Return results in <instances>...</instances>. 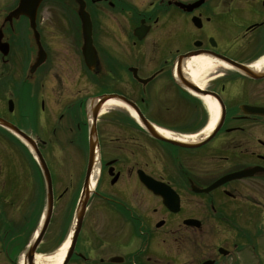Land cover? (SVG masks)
I'll use <instances>...</instances> for the list:
<instances>
[{"label":"flooded vegetation","instance_id":"obj_1","mask_svg":"<svg viewBox=\"0 0 264 264\" xmlns=\"http://www.w3.org/2000/svg\"><path fill=\"white\" fill-rule=\"evenodd\" d=\"M55 1L61 15L73 3L74 39L53 46L43 41L46 61L33 73L36 47L18 39L15 21L0 18L6 44L5 54L0 51V118L35 140L53 197L48 201L46 178L30 152L0 128V264L57 259L69 230L63 197L84 180L90 100L103 94L131 99L126 80L136 83L129 69L175 85L172 72L180 57L181 70L199 57L224 65L206 80L205 91L223 110L217 130L200 146L181 148L151 138L124 111L99 113V177L80 233L60 264H253L263 257L264 0H84L93 30H122L118 57L94 45L92 30L99 60L93 71L81 57L77 5ZM17 3L12 0L8 12ZM139 27L148 29L141 41L134 36ZM131 100L143 113L144 99ZM67 154L76 170L65 188ZM240 172L249 176L203 192ZM143 176L164 184L177 208L168 209L142 184Z\"/></svg>","mask_w":264,"mask_h":264},{"label":"rangeland","instance_id":"obj_2","mask_svg":"<svg viewBox=\"0 0 264 264\" xmlns=\"http://www.w3.org/2000/svg\"><path fill=\"white\" fill-rule=\"evenodd\" d=\"M11 1L12 0H0V17H2L6 13L4 11L7 10H4V8L6 9V7L11 4ZM56 10L57 9L55 8L54 3L52 2L50 4L45 3L38 11L36 20L37 30L39 34L42 35L43 41L45 43H48L50 40L60 41L64 40V38L69 37V33L66 31L65 27L55 26V24L58 22V11ZM68 16H66L65 18L68 19ZM15 27H18L16 33L17 36L19 34L18 39L20 41L27 42V40H30L31 34L29 33V29L25 26L24 21H20V23H18ZM121 32V27H97L95 29V46L99 45L100 48H104L111 56L118 57L120 55L119 51L121 45ZM149 74L150 73H145L143 76H148ZM207 78L208 76L206 77V80ZM168 79L169 78L164 80H157L150 83L145 88H143L144 92L142 96H134V92L137 93L141 87L138 85H133L132 83H129V81L126 80L128 96L131 97V99L136 97L138 102L139 99H141L142 97L145 102L143 112L145 117L150 122L152 121V123H154L155 125L157 124L156 126L160 125V128L166 129L171 133L180 134V130L183 127H188L192 124H195L197 121L199 123L201 118L206 123L208 119L202 103L197 98L194 97L193 99V97H191L190 95L185 94V92L181 94V92L178 91L177 87L173 85L171 81H169L170 79ZM207 87L208 83L206 81L205 88L200 91L204 92ZM0 115L4 116L3 113H0ZM198 133L199 132H194L188 135H194ZM82 164H85V161L83 159ZM74 170H76V168H74V159L71 157V155H62V173L63 178L67 183L73 181ZM65 186L66 184L63 183V187ZM71 193L66 192L63 197L64 213L67 214L66 218L64 216V225L66 226V229H69L72 224V221H70L69 219V216H71L73 209V200L71 203ZM71 217L73 220V216ZM211 241L213 242V239ZM259 247L264 249V240L260 242ZM257 260L264 262V256L258 257L253 262V264H255Z\"/></svg>","mask_w":264,"mask_h":264},{"label":"bare ground","instance_id":"obj_3","mask_svg":"<svg viewBox=\"0 0 264 264\" xmlns=\"http://www.w3.org/2000/svg\"><path fill=\"white\" fill-rule=\"evenodd\" d=\"M31 26V24H30ZM224 65L220 62L211 60L208 57H199V58H195L193 60L187 61L183 67L182 73H183V78L184 80H190V82L198 87L200 90H203L206 86V77L208 75H214V71L223 68ZM177 71V65L175 64L174 68H173V72L172 75H174V78L177 80L175 72ZM148 78H143L141 79L142 83H144L145 81H147ZM178 91L181 92V90L179 88H177ZM182 94V92H181ZM185 94L188 95L187 92H185ZM184 94V95H185ZM191 97L197 98L203 105L204 110L207 114V119L208 121H206V123L203 120V124H201V126L194 128L196 125L192 124L188 127H186V130H191L193 131H200L198 134H194V135H182V134H175V133H171L165 129L162 128H157V131L160 135H162L164 138L166 139H170V140H177V141H185V142H189V141H196L198 139V137L200 136H205L209 133H211L217 123V117H218V107L217 104L210 99L208 96H203V95H195L194 93L189 94ZM108 99H106L105 104L102 106V109L100 110V113L103 114L105 111L110 110V109H114V108H118V109H123L125 111H127V113H130L126 108V106H124V104H122L119 100H117L116 98H112L110 96H107ZM131 112L136 115V112H133V110H131ZM131 115V113H130ZM134 115H131V118L135 119ZM187 134H190L189 132ZM208 138H211V135L208 136ZM42 171L45 174H49V170L48 168H41ZM235 175V174H233ZM95 177V174H94ZM246 177V176H244ZM94 179L92 178L91 180V185H93ZM212 190H214V188H212ZM209 193V192H208ZM218 243V240H217ZM68 245H69V241L65 240L62 243L61 249L59 251V255L57 256V259L54 260L52 262V264H60L65 256V253L68 249Z\"/></svg>","mask_w":264,"mask_h":264},{"label":"water","instance_id":"obj_4","mask_svg":"<svg viewBox=\"0 0 264 264\" xmlns=\"http://www.w3.org/2000/svg\"><path fill=\"white\" fill-rule=\"evenodd\" d=\"M42 0H20L19 6L17 7V9L12 12L7 20L11 21L13 18H18L20 15L26 16L30 19V23H31V27L33 29H35V12H36V8L39 5V2H41ZM79 3V16L81 19V23H82V30H83V34H84V41H85V46H84V57H85V63L88 67H92L96 65V56L94 53V50L92 49L91 46V39H90V22H89V18L87 16V14L84 12V4L82 3V0H76ZM31 13H30V12ZM35 39H37V35H35ZM38 42V41H37ZM43 60V57L41 54H39L38 60H37V65L38 66ZM177 79L179 81V85L182 86L185 89H189L192 90L194 92H198V89L196 87H194V85H192L190 82L184 80V78L182 77V75H180L179 71L177 73ZM143 84H146V82H144ZM203 95H207L206 93L200 92ZM210 97L212 99L213 96L210 95ZM113 98V97H112ZM106 99H108L107 97H102L101 100L98 103H102L105 102ZM123 104L128 105L132 110H134V112H136L137 118L139 119V121L146 127L148 133L155 139H158L160 141H168L164 138H162L152 127H150V125H148V123L145 121V119L141 116V114L137 111V109L132 105V103L124 100V99H119ZM95 109L94 108V112H93V119L95 117ZM0 124L4 127H7L9 129H11L14 133L18 134L20 137H22L24 140H26L28 143H30V141L28 139H26L23 135L19 134L16 130H14L12 127H10L9 125H7L6 123L0 121ZM170 142V141H168ZM183 147H188V145L185 144H180ZM93 165H94V149H93V143L90 145V153H89V164H88V170H87V174H86V182H85V186H84V190L82 193V197L80 199V204L78 207V211L76 214V219H77V227L79 226V224L81 223L83 214H84V208H85V204L87 202L88 199V195H89V186H88V179L90 178V175L92 173L93 170ZM76 227V229H77Z\"/></svg>","mask_w":264,"mask_h":264}]
</instances>
